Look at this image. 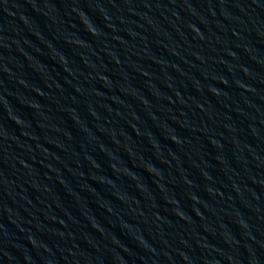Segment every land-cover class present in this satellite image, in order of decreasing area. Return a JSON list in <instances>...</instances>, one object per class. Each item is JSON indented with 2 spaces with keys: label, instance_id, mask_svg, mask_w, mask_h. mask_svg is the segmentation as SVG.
<instances>
[{
  "label": "water",
  "instance_id": "1",
  "mask_svg": "<svg viewBox=\"0 0 264 264\" xmlns=\"http://www.w3.org/2000/svg\"><path fill=\"white\" fill-rule=\"evenodd\" d=\"M0 89L122 264H264V0H0Z\"/></svg>",
  "mask_w": 264,
  "mask_h": 264
}]
</instances>
